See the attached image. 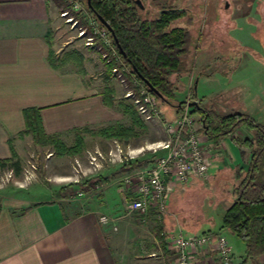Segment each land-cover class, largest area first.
I'll return each mask as SVG.
<instances>
[{"label": "crops", "instance_id": "1", "mask_svg": "<svg viewBox=\"0 0 264 264\" xmlns=\"http://www.w3.org/2000/svg\"><path fill=\"white\" fill-rule=\"evenodd\" d=\"M62 5L58 0H0V159L11 158L12 148L21 159L29 140L34 144L32 135L20 136L26 129L25 108H37L45 132L58 135L68 146L75 144L77 128L95 130L115 125L119 119V111L115 109L118 97L112 107L105 103L104 94L110 85L116 92L120 87L111 83L107 64L91 47L72 43L60 18ZM72 48H77L82 57V68L76 61L64 59ZM52 53L58 59L56 65L50 59ZM260 70L264 76V69ZM187 73L192 76L191 71ZM182 74H172L171 79L180 77V84L187 88L191 76ZM263 82L257 106L260 123L264 125ZM162 120L168 119L162 116ZM196 124L197 120L196 130L203 134ZM206 140L212 147L214 140ZM102 141L109 142L110 147L114 145V140L85 133V148L74 159L80 160L84 153L91 152L89 143L95 142L94 148L101 149ZM226 146L234 162L239 151L244 153V161L250 162L249 148L235 143ZM65 157L70 156L60 158ZM129 166H122L127 174ZM70 172L62 169L56 173L65 176ZM125 176L101 171L97 178L80 179L55 189L53 195L34 184L41 198L34 197L35 190L29 195L21 192L32 189L33 184L28 189L0 193V264H131L130 260L133 264L137 259L134 245L138 244L139 249L149 245L140 236L144 232L150 235L151 247L156 249L147 256L150 259L160 256V264H176L175 237L225 235L222 222L218 228L212 225L214 228L202 232L199 227L181 224L183 208L179 207V212L173 201L161 217L154 210L146 216L128 213L125 199L134 194L124 190ZM194 181L179 183L175 192L194 185ZM78 188L83 192L81 197L76 195ZM101 215L110 216L111 221L102 223ZM229 241L233 247L232 264H254L262 257L246 259L244 242ZM195 261L211 263L219 261V256L208 245L196 254Z\"/></svg>", "mask_w": 264, "mask_h": 264}, {"label": "rangeland", "instance_id": "2", "mask_svg": "<svg viewBox=\"0 0 264 264\" xmlns=\"http://www.w3.org/2000/svg\"><path fill=\"white\" fill-rule=\"evenodd\" d=\"M58 1H61L63 4L59 10V14L66 32H68L71 41H73L72 43L91 47L92 51H94L105 64H108L110 61L116 62L115 66H117L118 69L116 74H114V69H112L113 77H111L110 80L111 83L119 85L120 88H117L118 92H116L115 87L110 85L111 88L114 87V98L117 96V101L126 99L128 102L133 103L132 100L125 97V93L131 89L137 94L145 87L138 83L134 77L133 82L128 79L125 75V71L129 72V68L124 66L121 67L122 63L120 64L117 62V59L112 55V51L106 47L105 42L101 39L99 34H94L95 40L92 45L86 44L87 37L94 30V27H92L90 23V19L92 17L96 18L89 13L86 7V1ZM64 1L67 6L63 3ZM141 1L144 5V13L149 18L155 17L164 6L184 8L186 10L183 17L172 23L173 26L187 28L192 36L191 56L187 62V68L190 69L189 71H191L192 76L190 73H184V75L189 74L191 76L187 88L185 84H180V77L175 79L181 87L180 91H178V99L193 100L191 95L192 88L194 86L195 89V81L198 78L195 91L196 94L200 96L198 99L203 101L206 107L213 109L219 114H228L235 111L252 114V116L260 122L259 106H257V103H259L261 99V89L259 86L262 84L261 82L264 81V76L260 70L264 69V33L261 31V25L258 23H261L260 20H262L264 24V0L262 3L261 0ZM74 3H81L83 6L81 12L75 15V19L78 20V25H76V27H73L72 21L68 20L72 14L66 16L61 15L65 10L71 11ZM258 3L260 10L259 16H257L258 12L256 9L251 10V8H254L252 6H256ZM246 14H253V16L255 15L254 17L259 18V20L254 19L253 21L256 22H251L248 19L242 20L243 16ZM249 19L251 18L249 17ZM234 23L236 26H234ZM81 27L87 28L86 35H79ZM75 49L77 48H72V51H75ZM104 54H107V57H104ZM119 73L123 74L125 81H122ZM96 74L97 71L95 72V75ZM182 85H184V87H182ZM135 86L139 87V92L136 90ZM202 96H204L203 99H201ZM252 97L254 98L250 101ZM156 106L157 110L160 112L154 122H150L140 115L146 127L143 129L136 127L139 136L129 141L109 138L118 141L124 151V157H129L127 153L132 150L134 152L130 153L132 155H138L135 156L136 158H128L125 163L114 162L108 158L109 151L113 148L110 147L109 142L102 141V146H100L101 149L94 148L96 145L95 142L89 143L88 148L91 149L90 153L97 155L96 151L98 150L104 155V159H102L100 163L101 166L95 169V167L91 166L89 163L90 153H87V155L84 153L80 160H75L72 155H68L70 157L60 158L61 156L57 155L53 147H45L35 142L33 144L31 140H29L26 146V153L23 154L21 159L18 157L16 158L20 163L19 172L11 165L0 168V193L16 191L17 189H28L33 184L32 189L21 191L29 195L28 192L35 190L34 184H38V187L43 188V190L45 189L50 195H53L55 189L63 188L66 185H72V183L79 182L81 181L80 179L83 178L84 180L90 177L97 178L101 171L108 170L115 174L119 173L120 176H125V174L128 175L125 170H122V166L131 165L138 160L144 161L148 159V163L150 164L147 163L145 165L143 164V166L135 167L132 171H129L131 174L142 168L149 167L154 161V153L147 149L140 151V148L142 149V146L146 147L148 144L166 138L165 121L162 120V116L167 118V121L170 122H175L179 117L177 116L176 108L162 100H157ZM187 106H189V104ZM115 109L119 111V119L116 121L115 125L122 124L125 126H133L132 119L129 115L124 113L119 103H116ZM192 109L193 106H189V111ZM192 115L197 120L196 126L199 125V128H201V117L196 114V116L194 114ZM235 134L239 137H246L250 135L251 132L245 126L240 125L236 128ZM200 135L205 140L207 139L205 134ZM96 140L100 139L97 138ZM207 142L206 140V143ZM214 142H211L213 144L212 147L210 143H207L212 153V166L209 177L205 180L193 178L196 180L194 181V185L177 190L178 192L174 190L175 193H172L170 199V201L174 203L173 207H178L179 212L180 208H183L181 224L189 228L196 229L199 227L201 232L208 230L212 225H214L215 228L220 226L224 211L231 206L237 198V188L245 176V172L250 163L249 161H244V153L240 151L238 154L239 157L234 162V159L228 152V148H226V145L232 147L235 143L234 138L231 136L219 138ZM79 163L81 167L79 168L80 172L77 173L75 168L79 167ZM258 163L260 165L259 179L264 181V153L261 155ZM62 169H64V171H69L70 169L71 172L65 176L56 173ZM191 181L192 179L190 182ZM78 191L81 190L79 189ZM78 191H76V195ZM37 192L38 191L35 190L33 194L36 195ZM35 195L34 197L36 198L42 197L40 193ZM148 224L149 222L146 225ZM223 233L228 241L229 239L232 241L237 240V242L239 240L243 243L239 237L233 235L227 229H224ZM140 234L142 239L149 242L147 243L149 245L147 246L145 244L141 249H139L138 244L134 245L132 249L137 259L133 260V264H149V261H153L151 264H160V256L152 257V259L147 256L149 252L156 250L151 247L152 239L149 237L150 235L146 232ZM130 263L132 264V260H130Z\"/></svg>", "mask_w": 264, "mask_h": 264}, {"label": "trees", "instance_id": "3", "mask_svg": "<svg viewBox=\"0 0 264 264\" xmlns=\"http://www.w3.org/2000/svg\"><path fill=\"white\" fill-rule=\"evenodd\" d=\"M262 2L263 0H261ZM259 3L251 8V10L256 9L257 16L260 14ZM91 4V8L86 4L89 13L96 18V14L103 17L115 32L125 56L112 37L113 45L122 59L121 67L129 68V72L125 71V75L131 82L136 79L157 100L174 106L177 116L186 111L189 103L197 100L198 102L194 104L191 114L201 117L200 132L214 141L231 136L236 144L251 150V160L246 174L237 188V198L224 211L221 228L227 229L244 242L246 259H257L264 256V181L259 179L260 165L258 163L264 152V125L244 112L216 113L198 99L194 86L191 93L192 101L178 99V91L181 87L178 82L171 79V76L175 73L182 74L189 71L187 62L191 56L192 36L187 28L173 26L172 23L183 17L186 10L164 6L155 17L149 18L135 0H91ZM254 16L253 14H246L242 20L248 19L251 22H256L253 21L254 19L259 20ZM260 21L261 23L258 24L261 25V30L264 33V24L262 20ZM50 59L56 65L58 59L53 53L50 55ZM64 59H72L82 68V57L78 51H72ZM115 64L114 61L107 64L109 78L113 76L112 69L117 67ZM80 70L84 71V69ZM147 83L153 88L151 89ZM154 89L161 94V97L154 92ZM136 90L139 92L138 86ZM114 93V89L108 86L104 94L105 103L112 107L116 101ZM119 106L125 114L130 116L133 126L117 124L95 130L88 127L77 128L75 130V144L72 146L64 143L58 135L47 134L38 109L28 107L24 109L26 129L20 133V136L32 135L36 144L53 147L59 156L81 154L85 148V133L101 135L108 139L117 138L129 141L139 136L136 127L143 129L146 125L133 103L121 99ZM240 125L245 126L251 134L246 137L236 135L235 130ZM12 153L11 158L0 159V168L11 165L19 172L20 163L16 160L17 153L13 148ZM148 162V159L135 161L128 167V170L132 171L135 167L143 166Z\"/></svg>", "mask_w": 264, "mask_h": 264}, {"label": "built area", "instance_id": "4", "mask_svg": "<svg viewBox=\"0 0 264 264\" xmlns=\"http://www.w3.org/2000/svg\"><path fill=\"white\" fill-rule=\"evenodd\" d=\"M82 8L81 3H74L71 11L65 10L61 15L72 14L68 20H71L73 27H76L78 20L75 19V15H78ZM90 20L94 30L87 37L86 44L92 45L95 40L94 34H99L106 47L112 51L114 58L121 64L122 59L114 48L111 32L99 19L92 17ZM86 33L87 28L81 27L79 35L83 36ZM104 57H107V54H104ZM113 69L114 74H116L118 68L114 67ZM119 76L122 81H125L122 73H119ZM125 97L132 100L140 115L146 120L150 122L156 120L160 112L156 106L157 98L146 88H142L137 94L129 89L125 93ZM195 122L196 119L187 106L186 111L175 122L165 121L164 126L167 135L165 139L140 148V151L147 149L154 153V161L149 167L124 177V190H130L134 194L125 199V209L128 213L146 216L151 210H154L161 217L167 213L171 195L178 183H187L193 178L205 180L209 177L212 166L211 148L208 147L206 140L198 134ZM130 152L134 151L130 150L127 153L129 157H124V151L120 144L118 141H114L108 158L114 162L125 163L128 158L133 159L138 156L132 155ZM96 154L90 153L89 161L95 169L101 166V160L104 159L101 151L97 150ZM78 166L75 168L77 173L80 172L81 164L79 163ZM77 195L82 196L83 192L78 191ZM100 221L107 224L111 221V217L101 215ZM173 243L176 245L178 253L176 264H232V246L223 234L217 236H212L209 233L180 235L173 239ZM208 245L217 251L219 261L196 262V254L202 252ZM254 264H264V256Z\"/></svg>", "mask_w": 264, "mask_h": 264}, {"label": "water", "instance_id": "5", "mask_svg": "<svg viewBox=\"0 0 264 264\" xmlns=\"http://www.w3.org/2000/svg\"><path fill=\"white\" fill-rule=\"evenodd\" d=\"M136 3H138L139 5H141L142 8H144V5L142 4V1L141 0H135ZM86 4L88 7H92V4H91V0H86ZM97 18L99 19V21H101V23L111 32V35L115 41V43L117 44L119 50L121 51V53L125 56V53L124 51L122 50L119 42H118V39H117V36L115 34V32L113 31L112 27L109 25V23L103 18L101 17L100 15L96 14ZM143 79V77H141ZM144 80V79H143ZM197 82H198V78L196 79L195 81V90H196V87H197ZM149 85V83H147ZM151 87V89L153 88L151 85H149ZM154 92L159 96L161 97V94L156 90L154 89ZM198 102L197 100L195 102H191L189 103V106H194V104Z\"/></svg>", "mask_w": 264, "mask_h": 264}, {"label": "flooded vegetation", "instance_id": "6", "mask_svg": "<svg viewBox=\"0 0 264 264\" xmlns=\"http://www.w3.org/2000/svg\"><path fill=\"white\" fill-rule=\"evenodd\" d=\"M262 31V30H261Z\"/></svg>", "mask_w": 264, "mask_h": 264}]
</instances>
